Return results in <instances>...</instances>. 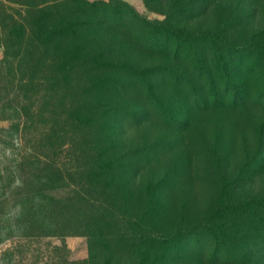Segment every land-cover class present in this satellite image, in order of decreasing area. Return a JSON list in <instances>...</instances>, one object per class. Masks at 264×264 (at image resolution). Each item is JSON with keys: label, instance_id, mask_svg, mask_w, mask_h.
<instances>
[{"label": "rangeland", "instance_id": "374dc122", "mask_svg": "<svg viewBox=\"0 0 264 264\" xmlns=\"http://www.w3.org/2000/svg\"><path fill=\"white\" fill-rule=\"evenodd\" d=\"M104 1L125 4L117 15L130 18L126 23L132 31L134 26L143 25L151 33L172 25L194 32H216V57L212 63L217 73L224 71L229 78V82L224 78L216 86L228 105L206 108L201 100L193 103L196 88H201L191 73L196 69L193 48L198 46L199 52L210 48V40H180L185 55L174 60L159 55L158 50L145 49L146 39L141 40L123 27H115L117 35L110 29L92 33L88 50L101 53L106 60L102 64L106 74L100 82L86 81L80 69L71 75L73 80L67 85L47 81L27 93L33 94L28 101H10L5 113H1L0 104V118H5L0 119V264H55L65 256L55 248L61 239L44 237L28 217L16 186L37 174L35 156L41 161L56 159L63 169L69 168L75 165L76 154H84L83 142L97 136L107 138L103 145H108V152L113 149L122 156V175L132 190L129 202L134 204L135 196H141L135 204L139 209L130 210L131 216L119 213L124 223L132 220L139 234L166 237L182 227L187 231L203 230L210 236V231L201 226L216 209V218L221 217L225 223L218 230L220 236L224 234L222 239L230 252L241 257L245 247L231 237L233 232L249 228L247 216L261 226L252 240L264 242V0ZM0 8L22 17L26 10L6 0H0ZM228 54H246V58L238 57L246 59L242 70L234 71L236 64ZM116 61L126 62L137 71L157 66L154 69L159 73L131 78L124 70L111 66ZM92 64L100 65L97 61ZM164 65L183 75L182 85L173 86L172 81L162 79L160 66ZM98 72L100 76L104 73ZM25 74L33 73L28 70ZM188 79H192V86H184ZM146 80L152 84L151 95ZM13 85L18 87L17 81ZM235 86L244 92L242 102L232 106L226 98L231 99ZM228 88L225 98L222 89ZM14 89L18 90L0 83V98L8 91L13 94ZM86 91L88 96L93 94L91 102L85 99ZM93 102H102L110 111L106 120L86 127L84 116H76ZM132 113H138L136 119ZM83 160V156L79 158V166L87 165ZM76 179L77 175L70 180ZM116 185L124 186L123 179L119 177ZM146 187L152 191L148 209L151 215L143 216L148 204ZM58 192L62 195L63 191ZM257 199L259 204L254 203ZM138 212L139 221L135 220ZM243 232L239 233L249 235ZM209 236L201 238L205 254L181 251L180 257L170 260L171 264H211L206 256L213 250L214 240ZM63 242L70 251L68 258L85 259L90 254L85 236H67ZM97 253L100 252L94 254ZM105 255H98L97 260L101 263L110 259ZM255 258L250 264H264V258ZM126 261L130 264L129 258Z\"/></svg>", "mask_w": 264, "mask_h": 264}, {"label": "trees", "instance_id": "16d2710c", "mask_svg": "<svg viewBox=\"0 0 264 264\" xmlns=\"http://www.w3.org/2000/svg\"><path fill=\"white\" fill-rule=\"evenodd\" d=\"M6 1L15 3L26 10L22 17L19 14H8L5 12L6 9L0 8V48L2 49L0 83L18 88V90L14 89L13 94L8 91L5 96L0 98V104L3 105L1 113H5L6 107L9 106L8 103L16 98H21L23 103L31 99L33 94L29 93L27 96V93L31 90L34 92L36 86H44L47 81H56L55 85H67L73 80L71 75L74 76L80 69L84 70L86 81L90 79L93 84L100 82L106 74L104 71L106 67L102 65L106 64V60L101 53H91L88 50V40L90 41L92 33L100 34L108 29L115 30L114 33L117 35L118 28L115 27L118 26L133 34L136 33V36L143 38L141 40L146 39L143 43L145 49L158 50L159 55L174 60L185 55V49L179 45L180 40L186 38H191L193 42L210 40L213 46L205 48L201 52L198 51V46L193 45L192 57L195 60L194 67L196 69L191 73L197 81V86L201 87H195L197 92L194 93L193 103L201 100L206 108L209 105L216 107L228 105L224 103L225 100L220 96V90L216 86L219 87L224 78L229 82V78L224 71L217 73L212 63V59L214 56L216 57V32L209 30L194 32L172 25L151 33L143 25L140 28L134 26L132 31L126 23L130 18L117 15L125 4L117 5L111 1ZM26 29H29L27 37ZM174 40H176L175 47L172 48ZM245 55L228 54L236 64L233 68L235 72L243 69L246 59L240 60L238 57ZM93 60L99 62L100 65H93ZM111 66L124 70L123 72L131 78L138 75L144 78L145 73L154 75L159 73L154 69L157 66L144 68L141 71H137L126 62L121 61L112 62ZM160 67L162 79L172 81L173 86L182 85L180 79H183V75L174 72L166 65ZM28 70L33 73L31 76L25 74V71ZM98 71H103V75H97ZM190 80L192 79H188L184 86H192L189 85L192 82ZM14 81H17L18 87L13 85ZM145 85L151 95V82L146 80ZM222 90L226 95L225 98L228 97L230 88ZM243 92H239L238 87L235 86L231 99H226L232 106L236 105ZM90 95L88 96L87 91L84 95L89 102L93 100V94ZM262 95L264 101V91ZM13 109L19 116L22 115L19 109V112L16 107ZM83 110L84 112L77 113L76 117L80 119L81 116H84L85 121L83 122L88 124L86 127H91L106 120V113L110 111V107L105 106L102 102H93ZM48 112L51 111L48 110ZM137 114L132 113V117L136 119ZM95 135L98 134L95 133ZM106 139L104 136H97L83 142V147L86 148L83 150L84 154H76L74 156L76 163L69 168L63 169L56 159L47 158L45 161H41L38 156H35L37 174L29 182L16 186V194L20 195L28 217L35 221L41 235L61 239L60 245L55 248L65 256H60L55 264H128L127 258H129L130 264L133 261L135 264H171L170 260L180 257L181 251L189 254L191 252H197L199 255L205 254L204 241L202 242L201 238H206L205 236L209 235L205 234L203 230L187 231L188 229L180 227L164 237L161 234L150 235L148 232L139 234L134 227L135 223L130 219L124 223V219L120 217L119 213L131 216L130 210L139 209L135 204L140 202L141 196H135L134 204L129 202L132 190L127 187L128 180L122 175L123 165L119 161L122 156L115 154L113 149L108 152V148H106L108 145L106 147L103 145ZM112 140L114 141V138L111 136L110 141L112 142ZM92 154L96 155L92 157ZM82 156L86 166H79V158ZM90 156L92 158L87 160ZM69 165H72L71 161ZM64 171L67 173L64 174ZM76 175L78 179L71 181L70 179ZM119 177L121 180L123 179L124 186L116 185ZM149 189L150 187H146L144 190L148 204L146 205L147 212H143V216L151 215L148 209L151 206L152 191L150 193ZM59 190L63 191L62 195H58ZM259 200L257 199L254 203L259 204L261 202ZM232 212H235V209ZM140 215L138 212L135 220L139 221ZM247 220L249 228L245 232L243 230L235 231L233 238L231 237L232 241L237 240L245 247V253L241 257H237L230 252L223 241L224 234L220 236L218 231L220 227L225 226L224 221L221 220V217L216 218V209L210 213L201 226V228L205 227L210 231L209 237L214 240V248L206 256L209 263L250 264L254 262V257L264 258V242L252 240L255 237L253 233L256 230L259 231L261 226L254 224L248 216ZM236 226H240V224L236 223ZM239 232L249 235L242 236ZM67 236H85L88 239L89 256L85 259L68 258L70 251L63 242ZM96 252L100 253L94 254ZM102 253L111 257L100 263V260L97 259L98 255ZM106 255L105 257H107Z\"/></svg>", "mask_w": 264, "mask_h": 264}]
</instances>
